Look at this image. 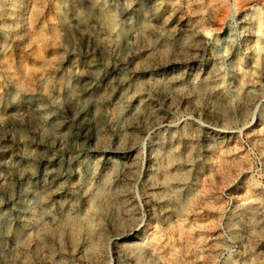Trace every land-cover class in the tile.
Instances as JSON below:
<instances>
[{"label": "rangeland", "instance_id": "obj_1", "mask_svg": "<svg viewBox=\"0 0 264 264\" xmlns=\"http://www.w3.org/2000/svg\"><path fill=\"white\" fill-rule=\"evenodd\" d=\"M101 1L0 0V264H264V0Z\"/></svg>", "mask_w": 264, "mask_h": 264}, {"label": "bare ground", "instance_id": "obj_2", "mask_svg": "<svg viewBox=\"0 0 264 264\" xmlns=\"http://www.w3.org/2000/svg\"><path fill=\"white\" fill-rule=\"evenodd\" d=\"M91 1H92V0H91ZM95 1H96V0H95ZM125 1L128 2V0H125ZM129 1H130V0H129ZM160 1H161V0H160ZM162 1H163V0H162ZM168 1H169V0H168ZM174 1H175V0H174ZM174 1H173L172 3H170L171 1L165 3V6L168 7L170 10H174V8L176 7V5L178 6V5H179L178 3L180 2V1H179L178 3L176 2L177 4L175 5V4H174V3H175ZM254 1H255V0H254ZM93 2H94V0H93ZM127 2H126V3H127ZM164 2H165V1H164ZM259 2H261V1H259ZM259 2H258V3H259ZM263 2H264V1H263ZM97 3H99V2H97ZM162 3H163V2H162ZM254 3H255V2H253V4H254ZM256 3H257V2H256ZM258 3H257V5H258ZM129 4H130V3H129ZM96 5H97V4H96ZM126 5H128V4H126ZM157 5H158V4H157ZM163 5H164V3H163ZM163 5H162V6H163ZM261 5H262V3H261ZM263 5H264V4H263ZM89 6H90V5H89ZM91 6H92V5H91ZM158 6H160V5H158ZM158 6H157V7H158ZM165 6H164V7H165ZM179 6H180V5H179ZM92 7H93V6H92ZM94 7H95V6H94ZM157 7H156V9L159 8V7H158V8H157ZM160 7H161V6H160ZM254 7H255V4H254ZM262 7H263V6H262ZM262 7H261V8H262ZM11 8H12V7H11ZM17 8H18V7H17ZM20 8H21V7H20ZM20 8H18V9H20ZM161 8H162V7H161ZM178 8H179V7H178ZM257 8H259V7H257ZM93 9H94V8H93ZM96 9H97V8H96ZM113 9H114V8H113ZM113 9L107 4L106 0H103V1H101V3H100V5H99L98 9H97V10H94V13L98 16L99 20H101V21L103 22V24L105 25L106 29H107L111 34L114 35L116 32H118V33H122V34H124V36L127 35V36H129V37H134L136 33H139V34H140L139 36H142V37L145 38V37H149V36L152 34V32H155L154 29H153V27H155V26H152L153 22H150V23H152V24H150V23H149V20H148V22L146 21L147 19H146V20H145V19L138 20V21H140V22H139V26H138V29L135 30V31H134V29L131 30V31H127V32L124 31V30L122 31V29H120V25H119V23H118V21H117V17L115 16V13H114ZM263 9H264V8H263ZM252 10H253V9H252ZM17 11H18V10H17ZM19 11H20V10H19ZM163 11H164V10H163ZM76 12H77V10H76ZM79 12H80V11H79ZM165 12H166V11H165ZM170 12H172V11H170ZM174 12H175V11H174ZM261 12H262V11H261ZM261 12H260V8L257 9V10H255V15L253 14L254 17H252V18L254 19V21H253V20H252V21L254 22L255 34H257L258 39H257L256 42H254L255 44H253V45H254V48H255V49H254V50H255V55L253 54V55H254V57H253L254 65H253V68H251V70H254V69L258 66V65H256V64H257L258 62H260L259 60H260V58H261L262 50H263V47H264V44L262 43V38H263V31H262L263 27H262V25L264 24V23H263V17H262V15L264 14V12H263V14H261ZM15 13H17V12L15 11ZM77 13H78V12H77ZM91 13H92V12H90V14H91ZM159 13H160V10H159ZM159 13H157V15H159ZM161 13H162V11H161ZM163 13H164V12H163ZM166 13H167V12H166ZM166 13H165V14H166ZM172 13H173V12H172ZM79 15H80V14H79ZM157 15H156V16H157ZM168 15H169V14H168ZM159 16H160V15H159ZM56 17H57V16H56ZM62 17H63V16H62ZM79 17H80V16H79ZM167 17H168V16H167ZM169 17H170V16H169ZM58 18H59V16H58ZM60 18H61V17H60ZM65 18H66V16H65ZM65 18H64V19H65ZM98 18H97V19H98ZM158 18H159V17H158ZM164 18H165V17H164ZM164 18H162V19H164ZM170 18H172V15H171ZM166 19H167V18H165V20H166ZM55 20H56V19H55ZM156 20H157V19H156ZM167 20H168V19H167ZM65 21H66V19H65ZM69 21H70V20H69ZM157 21H158V20H157ZM58 22H59V21H57V23H58ZM102 22H101V23H102ZM165 22H166V21H165ZM165 22H163V24H164ZM55 23H56V21H55ZM66 23H68V21H67ZM159 23H160V22H159ZM166 23H168V22H166ZM53 24H54V23H53ZM61 24H62V23H61ZM61 24H59L60 27H61ZM64 24H65V23H64ZM120 24H121V23H120ZM160 24H161V23H160ZM163 24H162L163 28L166 27V26H164ZM56 25H57V24H56ZM154 25H155V23H154ZM162 26H161V27H162ZM167 26H168V25H167ZM56 27H57V26H56ZM56 27H55V28H56ZM122 27H123V26H122ZM168 27H169V26H168ZM168 27H167V29L170 28V27H169V28H168ZM46 28H47V27H46ZM53 28H54V27H53ZM130 28H132V27H130ZM159 28H160V26H159ZM44 29H45V28H44ZM44 29H42V30H44ZM47 29H49V28H47ZM56 29H57V28H56ZM58 29H59V28H58ZM123 29H124V28H123ZM125 29H126V28H125ZM156 29H157V28H156ZM160 29H161V28H160ZM45 30H46V29H45ZM45 30H44V32H45ZM51 30H52V29H51ZM51 30H50V31H51ZM162 30H164V29H162ZM263 30H264V29H263ZM47 31H49V30H47ZM56 31H58V30H55V35H56V33H58V32H56ZM158 31H159V30H158ZM164 31H166V29H165ZM169 31H170V30H169ZM162 32H163V31H162ZM167 32H168V31H167ZM39 33H40V32H39ZM42 33H43V32H42ZM47 33H48V32H47ZM47 33H46V35L43 34L44 37L47 36ZM52 33L54 34L53 31H52ZM118 33H117V34H118ZM170 33H171V31H170ZM40 34H41V33H40ZM58 34H59V33H58ZM107 34H109V33H107ZM157 34H158V33H157ZM188 34H189V33H188ZM41 35H42V34H41ZM48 35H49V34H48ZM113 35H112V36H113ZM137 35H138V34H137ZM137 35H136L135 37H137ZM154 35H156V34H154ZM158 35H159V34H158ZM160 35H161V34H160ZM186 35H187V34H186ZM189 35H190V34H189ZM52 36H53V35H52ZM112 36H111V37H112ZM116 36H117V35H116ZM152 36H153V35H152ZM161 36H162V35H161ZM161 36H160V38H161ZM170 36H171V35H170ZM184 36H185V35H184ZM184 36H183V37H184ZM38 37H39V36H38ZM49 37H50V36H49ZM58 37H59V35H58ZM58 37H57V38H58ZM108 37H109V36H108ZM125 37H126V36H125ZM155 37H156V36H155ZM158 37H159V36H158ZM162 37H163V36H162ZM164 37H165V36H164ZM167 37H168V36H167ZM183 37H182V39H183ZM39 38H40V37H39ZM50 38H51V37H50ZM52 38H53V37H52ZM156 38H157V37H156ZM185 38H186V37H185ZM187 38H188V35H187ZM189 38H190V37H189ZM37 39H38V38H37ZM55 39H56V37L54 38V40H55ZM106 39H107V38H106ZM132 39H133V38H132ZM158 39H159V38H158ZM158 39H157V40H158ZM179 39H181V38H179ZM43 40H45V39H43ZM108 40H109V39H108ZM108 40H107V41H108ZM118 40H119V39H118ZM149 40H150V39H149ZM186 40H188V39H186ZM255 40H256V39H255ZM38 41H39V40H38ZM41 41H42V36H41ZM41 41H39V42H41ZM48 41H49V40H48ZM48 41H47V42H48ZM50 41H51V39H50ZM56 41H57V40H56ZM112 41H113V40H112ZM112 41H111V42H112ZM161 41H162V40H161ZM173 41H174V40H173ZM175 41H176V40H175ZM179 41H180V40H179ZM105 42H106V41H105ZM108 42H109V41H108ZM115 42L117 43L118 41H115ZM170 42H171V41H170ZM182 42H183V41H182ZM184 42H185V40H184ZM44 43H45V42H44ZM168 44H169V43H168ZM168 44H167V45H168ZM174 44H175V43H174ZM176 44H177V43H176ZM181 44H182V43H181ZM41 46H42V48H43V45H42V44H41ZM46 46H47V45H46ZM179 46H180V45H179ZM179 46L176 47V48H178V50L180 49ZM181 46H182V45H181ZM181 46H180V47H181ZM250 47H251V46H250ZM250 47H249V49H250ZM40 48H41V47H40ZM42 48H41V49H42ZM173 48H174V47H173ZM182 48H183V47H182ZM252 48H253V47H252ZM52 49H53V48H52ZM54 50H55V49H54ZM54 50H53V51H54ZM254 50H253V51H254ZM43 51H44V49H43ZM263 51H264V50H263ZM41 52H42V51H41ZM54 52H55V51H54ZM249 52H251V51H249ZM43 53H44V52H43ZM43 53H42V54H43ZM252 53H253V52H252ZM263 53H264V52H263ZM253 55H252V56H253ZM263 55H264V54H263ZM40 56H41V55H40ZM44 56H45V54H44ZM45 57H46V56H45ZM45 57H44V58H45ZM263 57H264V56H263ZM47 60H48V59H47ZM250 60H251V59H250ZM261 60H262V59H261ZM42 62H43V61H42ZM47 63H48V62H47ZM43 64H44V63H43ZM43 64H42V65H43ZM50 65H51V64H50ZM259 65H260V64H259ZM46 66H47V65H46ZM90 66H91V65H90ZM92 66H93V64H92ZM40 67H41V66H40ZM42 68H43V66H42ZM49 68H50V67H49ZM44 69H45V65H44ZM88 69H89V67H88ZM256 69H257V68H256ZM42 70H43V69H42ZM47 70H48V69H47ZM43 71H44V70H43ZM249 71H250V70H249ZM41 72H42V71H41ZM247 72H248V70H247ZM39 73H40V70H39ZM45 73H46V72H45ZM74 73H75V72H74ZM72 74H73V73H72ZM242 74H243V73H242ZM41 75H42V74H41ZM43 75H44V74H43ZM46 75H47V74H46ZM76 75H77V74H76ZM254 75H255V74H254ZM47 76H48V75H47ZM169 76H170V75H169ZM169 76L167 75V77H169ZM174 76H175V75H174ZM242 76H243V75H241V77H242ZM245 76H247V82H248V81L251 82V81H252V78H253V71H252V72H248V73L245 72ZM40 77H41V76H40ZM255 77H256V76H255ZM43 78H44V77H43ZM43 78H41V79H43ZM45 78H46V77H45ZM45 78H44V80L47 81V79H45ZM172 78H174V77L172 76ZM242 78H243V77H242ZM49 79H50V78L48 77V80H49ZM60 79H61V78H60ZM66 79H67V78H66ZM70 79H71V78H70ZM83 79H84V78H83ZM175 79H176V78H175ZM205 79H206V77H205ZM50 80H51V79H50ZM50 80H49V82H50ZM157 80H158V79H156V81H157ZM163 80H164V79H163ZM166 80H167V78H166ZM166 80H164V81H166ZM169 80H170V79H169ZM206 80H207V79H206ZM245 80H246V79H245ZM58 81H59V80H58ZM64 81H65V79H64ZM68 81H69V80H68ZM153 81H154V80H153ZM160 81H161V79H160ZM170 81H171V80H170ZM203 81H205V80H203ZM49 82H48V83H49ZM62 82H63V81H62ZM86 82H87V81H86ZM166 82H167V81H166ZM166 82H164V83L162 84L163 87H167L168 82H167V83H166ZM171 82H172V81H171ZM206 82H208V81H206ZM249 82H248V83H249ZM252 82H253V81H252ZM63 83H64V82H63ZM69 83H70V81H69ZM69 83H68V85H69ZM152 83H154V82H152ZM203 83H204V82H203ZM208 83H209V82H208ZM60 84H61V82H60ZM65 84H66V81H65ZM83 84H84V83H83ZM85 84H86V83H85ZM170 84H171V83H170ZM70 85H71V84H70ZM208 85H209V84H208ZM208 85H206V86H208ZM245 85H246V84H245ZM47 86H48V85H47ZM153 86H154V84H153ZM168 86H169V85H168ZM201 86H202V85H201ZM247 86H248V85H247ZM247 86H246V87H247ZM45 87H46V84H45ZM66 87H68V86H66ZM82 87H83V85H82ZM86 87H87V84H86V86H85L84 89H86ZM156 87H157V86H156ZM160 87H161V86H160ZM169 87H171V86H169ZM169 87H167V88H169ZM203 87H204V86H203ZM243 87H244V86H243ZM243 87H241V89H242ZM90 88L92 89L91 86H90ZM90 88H89V89H90ZM127 88H128V87H127ZM129 88H130V87H129ZM131 88H132V87H131ZM135 88H136V87H134V91L136 90ZM151 88H152V87H151ZM157 88H158V87H157ZM167 88H166V89H167ZM137 89H138V88H137ZM204 89H205V88H204ZM72 90H73V91H72L73 94L76 93V92H74V88H73ZM75 90H76V89H75ZM123 90H124V89H123ZM130 90H131V89H130ZM160 90H162V88H161ZM67 91H68V90H67ZM111 91H112V90H110V92H111ZM120 91H121V90H120ZM132 91H133V89L130 91V93H131ZM138 91H140V90L138 89ZM138 91H137V92H138ZM165 91L167 92V90H165ZM169 91H170V90H169ZM169 91H168V92H169ZM70 92H71V91H70ZM125 92H127V91H124V93H125ZM140 92H141V91H140ZM170 92H171V91H170ZM66 93H67V92H66ZM77 93H78V92H77ZM77 93H76V94H77ZM118 93H119V92H118ZM127 93H128V92H127ZM127 93H126V94H127ZM133 93H134V92H133ZM119 94H121V93H119ZM126 94H125V96H127ZM137 94H138V93H136V96H137ZM128 95H129V94H128ZM130 95H131V94H130ZM134 95H135V93H134ZM134 95H132V96H134ZM108 96H110V94H108ZM123 96H124V95H123ZM123 96H122V97H123ZM139 96L141 97V95H139ZM67 97H68V95H67ZM74 97H75V96H74ZM105 97H107V95H106ZM110 97H111V96H110ZM129 97H130V96H129ZM137 97H138V96H137ZM140 97H139V99H140ZM70 98H71V97H70ZM123 98H125V97H123ZM130 98H131V97H130ZM131 99H133V97H132ZM135 99H136V98H135ZM77 100H78V99H77ZM88 100H89V99H88ZM140 100H141V99H140ZM79 101H80V100H79ZM226 101H227V100H226ZM106 102H107V101H106ZM106 102H105V103H106ZM125 102H126V100H125ZM128 102H129V98H128ZM142 102H143V101H142ZM145 102H146V100H145ZM77 103H78V102H77ZM105 103H104V105H106ZM130 103H131V100H130ZM149 103H150V102H149ZM149 103H148V104H149ZM227 103H228V101H227ZM79 104H80V103H79ZM126 104H127V103H126ZM146 104H147V103H146ZM224 104H225V102H224ZM26 105H27V104H26ZM28 105H29V104H28ZM36 105H37V104H36ZM139 105H140V104H139ZM142 105H143V104H142ZM142 105H141V107L143 108L145 105H144V106H142ZM34 106H35V105H34ZM123 106H124V105H123ZM127 106H128V105H127ZM127 106H126V107H127ZM136 106H137V105H136ZM226 106H230V105H226ZM102 107H104V106H102ZM139 107H140V106H137V109H138ZM149 107H151V106H149ZM27 108H28V107H27ZM40 108H41V107H40ZM40 108H39V109H40ZM104 108H105V107H104ZM129 108H130V107H129ZM129 108H125V109H129ZM135 108H136V107H135ZM146 108H147V106H146ZM41 109H42V108H41ZM105 109H106V108H105ZM151 109H152V107H151ZM153 109H154V108H153ZM226 109H227V108H226ZM25 110H26V109H25ZM30 110H31V109H30ZM109 110H110V109H108V111H109ZM130 110H131V109H130ZM138 110H139V109H138ZM143 110H144V109H143ZM149 110H150V109H149ZM108 111H107V112H108ZM122 111H124V109H123ZM135 111H136V109H135ZM135 111H134V113L136 114ZM150 111H151V110H150ZM23 112H24V111H23ZM103 112H105V110H104ZM103 112H102V113H103ZM111 112H112V111H111ZM114 112H115V111H114ZM116 112H117V111H116ZM125 112H126V111H125ZM128 112H129V111H128ZM145 112H146V111H145ZM145 112H144V113H145ZM25 113H26V111H25ZM129 113H130V112H129ZM147 113H148V112H147ZM41 114H42V113H41ZM130 114H131V113H130ZM132 114H133V113H132ZM135 114H133V115H135ZM108 115H109V113H108ZM110 115H111V114H110ZM110 115H109V116H110ZM112 115H113V114H112ZM112 115H111V116H112ZM143 115H144V114H143ZM38 116H39V115H38ZM128 116H129V115H128ZM128 116L126 115V116H124V118H125V117H128ZM136 116H137V115H136ZM48 117H49V116H48ZM39 118H41V117H39ZM112 118H113V117H112ZM43 119H44V117H43ZM45 119H46V118H45ZM38 120H39V119H38ZM36 121H37V120H35V122H36ZM40 121H41V120H40ZM42 121H43V120H42ZM42 121H41V122H42ZM54 121H55V120H54ZM56 122H57V121H56ZM39 123H40V122H39ZM46 123H47V122H46ZM46 123H45V124H46ZM51 123L53 124V122H51ZM58 123H59V122H58ZM61 123H62V122H60V124H61ZM63 123H64V122H63ZM42 124H43V123H42ZM42 124H41V127H42ZM45 124H44V125H45ZM44 125H43V126H44ZM56 125H57V124H56ZM60 126H61V125H60ZM37 127H38V126H37ZM41 127H40V128H41ZM58 127H59V126H58ZM43 128H45V127H43ZM55 128H56V127H55ZM60 128H61V127H60ZM62 128H63V127H62ZM67 128H68V127H67ZM41 129H42V128H41ZM57 129H58V128H57ZM55 130H56V129H55ZM62 130H63V129H62ZM41 131H42V130H41ZM59 131H60V130H57V132H59ZM63 131H64V130H63ZM53 132H54V131H53ZM57 132H56V134H57ZM58 134H59V136L61 135L60 132H59ZM50 135H51V134H49V137L51 138ZM61 136H62V135H61ZM56 137H57V136H56ZM63 137H64V135H63ZM63 137H62V138H63ZM54 138H55V137H54ZM62 138H61V139H62ZM59 139H60V138H59ZM63 139H64V138H63ZM48 140H49V138H48ZM50 140H51V139H50ZM53 141H54V139H53ZM56 141H57V140H56ZM58 141H59V140H58ZM58 141H57V142H58ZM61 143H62V142H61ZM49 144H50V143H49ZM51 145H52V144H51ZM53 148H54V147H53ZM96 163H97V162H96ZM124 164H125V163H124ZM124 164H123L122 166H124ZM127 164H128V163H126L125 165H127ZM128 165H129V164H128ZM128 165H127V166H128ZM95 166H96V165H95ZM120 167H121V166H120ZM122 168H123V167H122ZM124 168H125V167H124ZM48 173H50V172H48ZM49 175H50V174H49ZM53 176H54V175H53ZM55 176H56V175H55ZM57 177H58V176H57ZM167 177H168V176H167ZM167 177H166V178H167ZM48 178H49V177H48ZM52 178H54V177H52ZM105 178H107V177H105ZM105 178H104V179H105ZM45 179H46V178H45ZM58 179H59V178H58ZM168 179H169V178H168ZM52 180H53V179H52ZM52 180H51V181H52ZM55 180H56V178H55ZM107 180H108V179H107ZM107 180H106V181H107ZM42 181H44V180H42ZM58 181H59V180H58ZM104 181H105V180H104ZM54 182H55V181H54ZM59 182H60V181H59ZM39 184H40V182H39ZM44 184H45V183H44ZM46 184H48V183H46ZM55 184H56V183H55ZM57 184H58V183H57ZM60 184H61V183H60ZM31 186H32V185H31ZM42 186H43V185H42ZM46 186H47V185H46ZM46 186H45V187H46ZM54 186H55V185H54ZM61 186H62V185H61ZM61 186H60V187H61ZM100 186H101V185H100ZM28 187H29V186H28ZM37 187H38V186H37ZM37 187H36V188H37ZM55 187H57V186H55ZM26 189H27V188H26ZM29 189H30V188H29ZM49 189H50V188H49ZM55 189H56V188H55ZM58 189H59V188H57V190H58ZM61 189H62V188H61ZM27 190H28V189H27ZM31 190H32V188H31ZM34 190H35V189L33 188V191H34ZM36 190H37V189H36ZM46 190L49 192L48 189H46ZM51 190H52V188H51ZM94 190H95V193H96V189H94ZM102 190H103V188H102ZM109 190H111V189H109ZM28 191H29V190H28ZM33 191H32V192H33ZM40 191H41V189H40ZM52 191H53V190H52ZM115 191H116V190H115ZM26 192H27V191H26ZM36 192H37V191H35V193H36ZM38 192H39V191H38ZM43 192H46V191L44 190ZM48 192H46V193H48ZM92 192H93V191H92ZM106 192H107V191H106ZM116 192H117V191H116ZM30 193H31V192H30ZM30 193H29V194H30ZM33 193H34V192H33ZM110 193H112V192H110ZM114 193H115V192H114ZM36 194H38V193H36ZM41 194L44 195L45 193H44V194L41 193ZM56 194H57V193H55V195H56ZM97 194H98V195H97ZM107 194H108V193H107ZM107 194H105V192H104V191H101V190H100V192H99V190H98L97 193H96V195H95V194H92L94 197H92L93 200H91V198H90V200L93 201V204H92V202L90 201L91 204H92L91 206H92V207L94 206V208H96V210H97L99 203H98V200H97L96 198L101 197V200L103 201L102 198L104 197V200H106V198H107ZM112 194H113V193H112ZM112 194H111V195H112ZM119 194H120V193H119ZM119 194H118V195H119ZM33 195H34V194H33ZM38 195H40V193H39ZM42 195H40V196H42ZM26 196H27V195H26ZM34 196H35V195H34ZM45 196H47V194L44 195V197H45ZM48 196H49V195H48ZM51 196H52V195H51ZM109 196H110V195H109ZM31 197H32V196H31ZM42 197H43V196H42ZM115 197H116V199L118 200L117 196H115ZM23 198H24V197H23ZM36 198H37V197H35V198H33V199L36 200ZM39 198H40V197H39ZM47 198H48V197H47ZM50 198H51V197H50ZM109 198H110V197H109ZM37 199H38V198H37ZM42 199L44 200V198H42ZM42 199H41V200H42ZM22 200H23V199H22ZM41 200H40V202H41ZM108 201H109V200H108ZM108 201H106V202L108 203ZM110 201H111V200H110ZM20 202H21V200H20ZM22 202H25V201H22ZM100 202H101V201H100ZM115 202H116V201H115ZM115 202H114V203H115ZM118 202H119V201H118ZM118 202H117V203H118ZM63 203H64V202H63ZM67 203H68V202H67ZM71 203H72V202H71ZM29 204H30V203H29ZM33 204H34V203H33ZM36 204H37V203H36ZM47 204H48V203H47ZM22 205H23V204H22ZM26 205H27V204H26ZM44 205H45V204H44ZM104 205H105V204H104ZM16 206H17V205H16ZM18 206H19V205H18ZM20 206H21V205H20ZM24 206H25V205H24ZM33 206H34V205H33ZM69 206H70V205H69ZM101 206H102V205H100L99 208H100ZM13 207H14V206H13ZM47 207H48V206H47ZM58 207H59V206H58ZM61 207H62V205H60V208H61ZM63 207H64V206H63ZM89 207H90V206H89ZM102 207H103V206H102ZM19 208H20V207H19ZM22 208H24V207H22ZM30 208H31V207H30ZM42 208H43V206H42ZM71 208H72V207H71ZM99 208H98V209H99ZM44 209H45V208H44ZM65 209L67 210V208H65ZM65 209H64V210H65ZM90 209H91V207H90ZM12 210H14V209H12ZM22 210H23V209H22ZM29 210H30V209H29ZM40 210H41V208H40ZM40 210H39V211H40ZM45 210H46V209H45ZM69 210H70V208H69ZM69 210H67V211L69 212ZM93 210H94V209H93ZM93 210H92V211H93ZM19 211H20V210H19ZM61 211H62V210H61ZM75 211H77V208H76ZM89 211H90V210H89ZM97 211H98V210H97ZM11 212H12V211H11ZM13 212H14V211H13ZM25 212H26V210H25ZM35 212H37V211H35ZM70 212H71V211H70ZM93 212H94V211H93ZM16 213H17V211H16ZM23 213H24V212H23ZM64 213H65V212H64ZM71 213H72V212H71ZM75 213H76V212H75ZM94 213L96 214V211H95ZM20 214H21V213H20ZM27 214H29V213H27ZM27 214H26V215H27ZM30 214H31V213H30ZM30 214H29V215H30ZM32 214H33V213H32ZM95 214H94V215H95ZM9 215H10V214H9ZM16 215H17V214H16ZM18 215H19V214H18ZM35 215H36V214H35ZM35 215H33V216L35 217ZM31 216H32V215H31ZM66 216H67V217H66V219H64V220H65L66 222H69L70 225H77V224L79 223V222L77 221L78 216L76 217L75 215H70V214H67ZM79 216H80V214H79ZM88 216H89V215H88ZM92 216H93V214H92ZM92 216H91V217H92ZM21 217H22V216H21ZM6 218H7V217H6ZM8 218H9V217H8ZM22 218H23V217H22ZM9 219H10V218H9ZM14 219H15V218H14ZM29 219H30V218H29ZM35 219H36V217H35ZM89 219H91V218H90V217H89V218L87 217V220H89ZM10 220H11V219H10ZM27 220H28V219H27ZM11 221H12V220H11ZM23 221H24V220H23ZM30 221H31V220H30ZM32 221H33V220H32ZM14 222H15V221H14ZM16 222H17V221H16ZM20 222H21V221H20ZM26 222H27V221H26ZM37 222H38V221H37ZM9 223H10V222H9ZM21 223H22V222H21ZM30 223H31V222H30ZM35 223H36V222H35ZM38 223H39V222H38ZM88 223H89V222H88ZM15 224H16V223H15ZM26 224H28V223H25L24 225H26ZM0 225H1V224H0ZM10 225H11V224H10ZM38 225H39V224H38ZM68 225H69V224H68ZM78 225H80V224H78ZM3 226H4V225H3ZM7 226H8V225H6V227H7ZM29 226H30V225H29ZM29 226H28V227H29ZM132 226H133V225H131L130 227H132ZM134 226H135V225H134ZM134 226H133V227H134ZM0 227L2 228V226H0ZM22 227H23V226H22ZM35 227H37V226H35ZM35 227H34V228H35ZM135 227H136V226H135ZM1 228H0V229H1ZM9 228L13 230V228H11L10 226L8 227V229H9ZM17 228H18V227H17ZM25 228H26V227H25ZM29 228H30V227H29ZM32 228H33V226H32ZM37 228H38V227H37ZM88 228H89V229H88L89 232H91V227H88ZM5 229H6V228H5ZM5 229H4V230H5ZM18 229H19V228H18ZM20 229H21V228H20ZM23 229H24V228H23ZM35 229H36V228H35ZM135 229H136V228H135ZM2 230H3V229H2ZM9 231H10V230H9ZM13 231L15 232V230H13ZM20 231H21V230H20ZM28 231H30V230H28ZM32 231H34V230H32ZM11 232H12V231H11ZM14 232H13V233H14ZM17 232H18V231H17ZM128 232H129V231H128ZM1 233H2V232H1ZM7 233H8V231H7ZM23 233H24V230H23ZM3 234H4V233H3ZM15 234H16V232H15ZM15 234H14V235H15ZM127 234H128V233H127ZM18 235H21V234H18ZM2 236H3V235H2ZM10 236H11V235H10ZM10 236H8V237H10ZM12 236H13V235H12ZM21 236H24V235H21ZM10 238H11V237H10ZM13 238H14V236H13ZM16 238H17V236H16ZM20 238H21V237L19 236V239H20ZM22 238H23V237H22ZM5 239H6V237H5ZM17 239H18V238H17ZM3 241H4V240H3ZM6 241H7V240H6ZM9 241H10V239H9ZM12 241H13V240H12ZM12 241H11V242H12ZM15 241H16V240H15ZM1 242H2V240H1ZM1 242H0V243H1ZM17 242H19V241H17ZM2 243H4V242H2ZM10 244H11V243H10ZM15 244H16V243H15ZM11 245H12V244H11ZM1 246H2V245H1ZM5 246H8V245H5ZM5 246H4V247H5ZM8 248H9V247H8ZM2 249H3V247H2ZM6 250H7V249H6Z\"/></svg>", "mask_w": 264, "mask_h": 264}]
</instances>
